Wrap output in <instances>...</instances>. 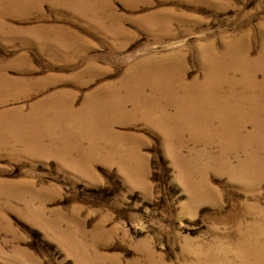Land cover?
Instances as JSON below:
<instances>
[{"label":"rangeland","instance_id":"1","mask_svg":"<svg viewBox=\"0 0 264 264\" xmlns=\"http://www.w3.org/2000/svg\"><path fill=\"white\" fill-rule=\"evenodd\" d=\"M0 264H264V0H0Z\"/></svg>","mask_w":264,"mask_h":264},{"label":"bare ground","instance_id":"2","mask_svg":"<svg viewBox=\"0 0 264 264\" xmlns=\"http://www.w3.org/2000/svg\"><path fill=\"white\" fill-rule=\"evenodd\" d=\"M213 45V44H212ZM209 45L206 47V51L200 50L199 54L207 55L209 58V63L207 67V71L209 69V72L212 74H205L207 75L206 81L204 83V87L210 91L211 94H218L220 91L221 84L223 80L226 77V74H231V72L238 67L237 65V60L242 56V51H245V44L240 42V41H232V42H225L223 44V57L221 56H216V58L209 57L212 50L213 46ZM204 49V48H203ZM217 53V52H216ZM213 54V53H212ZM215 55V54H214ZM213 55V56H214ZM217 55V54H216ZM202 57V55L200 56ZM225 57V58H224ZM212 68L219 69L218 73L216 74L214 71H216ZM137 70V68H136ZM135 70V71H136ZM212 70V71H211ZM134 71V72H135ZM225 72V73H224ZM224 73V74H220ZM130 74H136V73H130ZM147 74H160L162 77V80L160 82H152V86L158 87L160 90L164 89L165 85H172L173 89L171 91H166L167 94L170 96L174 95L176 98L173 100L171 98H166V100H172L167 104V106H172L176 107V105H180L183 102V96L181 93V90L184 88L183 81L181 80L180 82H177L173 77L170 76V72L168 70H160L157 67H152L148 70ZM183 76V75H182ZM136 79L135 77H132L130 79V83ZM234 121L237 122V117H234ZM248 125V122L244 127L241 128V130L238 132V134Z\"/></svg>","mask_w":264,"mask_h":264}]
</instances>
